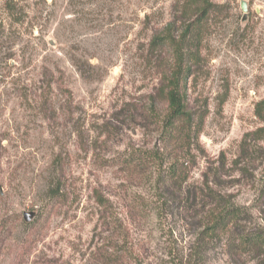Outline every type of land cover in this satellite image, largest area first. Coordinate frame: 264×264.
I'll return each instance as SVG.
<instances>
[{
  "label": "rangeland",
  "instance_id": "1",
  "mask_svg": "<svg viewBox=\"0 0 264 264\" xmlns=\"http://www.w3.org/2000/svg\"><path fill=\"white\" fill-rule=\"evenodd\" d=\"M262 100L264 0H0V264H264L207 231L231 205L264 232Z\"/></svg>",
  "mask_w": 264,
  "mask_h": 264
},
{
  "label": "trees",
  "instance_id": "2",
  "mask_svg": "<svg viewBox=\"0 0 264 264\" xmlns=\"http://www.w3.org/2000/svg\"><path fill=\"white\" fill-rule=\"evenodd\" d=\"M203 10L207 5L202 4ZM203 13V12H202ZM191 26L184 29L183 35L191 33ZM196 42V40H195ZM180 42H174L170 37L164 36L154 38L151 43L152 48L168 49L176 55L175 64L168 73L163 74V87L161 94L167 103V112L164 118L166 126L170 130H175L178 124L185 125L184 140L191 141L193 137L197 136L194 124L193 114L186 109V89L185 83L189 73V68L184 70L185 62L180 56L183 47ZM195 46V45H194ZM168 51V52H170ZM264 100L255 105V115L264 124ZM195 132V133H194ZM244 213L239 208H234L231 205H223L219 213L212 218L210 222L209 231L210 235L218 237L219 235L232 234L234 241L237 242V247H241L249 252L256 253L258 256L264 258V232L262 229H239L238 226L243 221ZM209 225V224H208Z\"/></svg>",
  "mask_w": 264,
  "mask_h": 264
},
{
  "label": "water",
  "instance_id": "3",
  "mask_svg": "<svg viewBox=\"0 0 264 264\" xmlns=\"http://www.w3.org/2000/svg\"><path fill=\"white\" fill-rule=\"evenodd\" d=\"M240 8H241V11L243 12V15H244V17H245V15H246V12H247V5H246V3L245 2H241L240 3ZM245 19V18H244ZM29 215H31V214H29ZM29 215H24V219L26 220V221H28L29 220V217H31V216H29Z\"/></svg>",
  "mask_w": 264,
  "mask_h": 264
}]
</instances>
